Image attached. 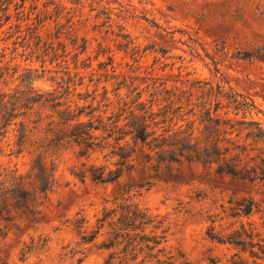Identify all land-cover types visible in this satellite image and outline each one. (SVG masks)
Listing matches in <instances>:
<instances>
[{"label": "rangeland", "instance_id": "obj_1", "mask_svg": "<svg viewBox=\"0 0 264 264\" xmlns=\"http://www.w3.org/2000/svg\"><path fill=\"white\" fill-rule=\"evenodd\" d=\"M25 6L27 18L18 21L11 4L12 17L0 27L2 61L17 67L4 90H15L17 77L30 68L40 76L34 89L60 94L69 85L70 99L79 105L94 95L95 113L105 118L123 102L134 107L138 92L146 102L151 93L162 97L163 88L180 93L200 80L247 95L264 118V0H25ZM104 95L111 101L107 107ZM49 113L34 105L19 118L34 129L32 144L19 153L17 126H11L0 141V171H28L46 137ZM103 154L82 158L74 145L53 153V185L38 195V212L0 218V264H229L237 249L211 235L226 238L241 223L260 228L264 220V181L217 173L200 162L156 169L138 146L129 159L133 167L116 181L74 174L82 163L114 167ZM247 198L259 210L249 218L235 215L232 207ZM122 202L161 221L157 231L166 233L158 247L137 249L125 259L122 245L102 247L108 228L82 240L104 210Z\"/></svg>", "mask_w": 264, "mask_h": 264}, {"label": "trees", "instance_id": "obj_2", "mask_svg": "<svg viewBox=\"0 0 264 264\" xmlns=\"http://www.w3.org/2000/svg\"><path fill=\"white\" fill-rule=\"evenodd\" d=\"M11 4L17 11L18 21L21 17L27 18L25 0H0V27L12 17ZM16 27L19 29L20 23ZM16 71L15 65L3 63L0 54V141L11 126H17L15 152L19 153L26 144H32L30 133L34 130L27 129L24 120L19 118L27 115L34 105L50 113L46 116V137L38 141V152L28 171L25 174L0 171V218H9L12 213L38 212L41 204L38 195H45L53 185V153L68 145L78 147L79 157L89 158L92 153L100 152L106 159L113 160L110 164L114 167L82 163V167L74 171L80 179L88 177L97 183L116 181L125 170L132 168L129 159L137 146L156 169L163 163L200 162L214 166L217 173L264 181V118L250 97L231 87L198 80L180 93L167 88L159 91H164L162 97L151 93L147 103L140 100L138 92L132 101L134 107L126 109L123 102L119 111L110 112L104 118L95 113L99 107L93 105L94 95L88 104L79 105L70 99L69 85L60 94L34 89L32 81L40 76L30 68L17 77L19 83L15 90H4L8 78ZM102 98L103 106L110 105L108 97ZM40 120H35L34 128ZM245 201V205L237 201L232 210L237 216L249 218L259 207L252 198ZM104 228H108V237L102 247L122 245L119 253L125 259L126 254H135L137 249L158 247L166 233L163 229L157 231L161 228L160 220L155 221L145 210L124 202L104 210L97 219V228L91 235H83L82 240H93ZM147 228L151 229L149 233L145 232ZM260 228L252 222L241 223L240 228L226 238L211 237L237 249L229 264H264V220Z\"/></svg>", "mask_w": 264, "mask_h": 264}]
</instances>
